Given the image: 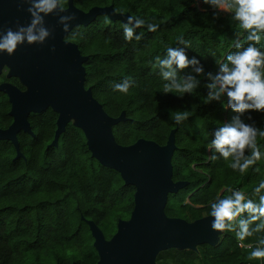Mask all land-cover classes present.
Returning <instances> with one entry per match:
<instances>
[{"label": "trees", "instance_id": "obj_1", "mask_svg": "<svg viewBox=\"0 0 264 264\" xmlns=\"http://www.w3.org/2000/svg\"><path fill=\"white\" fill-rule=\"evenodd\" d=\"M83 11L112 5L116 12L145 20L135 29L131 41L124 38L123 23L98 16L87 26L73 28L65 38L87 56L84 63L85 88L112 118L122 113L125 120L112 127L115 142L122 146L139 139L166 144L176 128V149L171 158L172 181L186 182L177 193L168 194L164 208L170 218L188 223L210 216L217 197L243 191L258 201L254 189L264 181V156L245 173L229 167L231 158L212 161L208 144L215 130L237 115L226 108L227 98L206 102L210 83L205 77L192 94L163 93L166 83L160 76L156 58H164L167 48L190 46L205 73L218 72L217 61L234 51V41H243L231 14L216 13L203 0H73ZM66 7V0L64 3ZM147 23L159 25L149 32ZM239 34V36H238ZM245 46H247L245 44ZM257 47L264 51V39ZM186 69L180 75H187ZM131 78L127 94L114 85ZM9 104L0 95V127H7ZM188 110L189 118L175 123L172 113ZM251 117V119H249ZM57 114L51 109L28 116L33 137L17 135L22 157L9 141H0V264H91L98 256L86 221L94 222L106 240L116 232L118 220H127L133 209L134 187L124 185L120 175L101 166L91 157L82 131L72 122L60 135L57 146H49L56 129ZM241 119L264 129V111L245 113ZM264 153V137H257ZM247 154V153H246ZM218 156V154H217ZM261 194H264L262 190ZM105 230H104V229ZM264 232L241 242L258 245ZM234 232L219 236L215 245L201 244L194 250L160 252L157 264H264L249 259L252 249L240 248Z\"/></svg>", "mask_w": 264, "mask_h": 264}, {"label": "water", "instance_id": "obj_2", "mask_svg": "<svg viewBox=\"0 0 264 264\" xmlns=\"http://www.w3.org/2000/svg\"><path fill=\"white\" fill-rule=\"evenodd\" d=\"M27 7L18 0H0V26L15 28L17 21L26 24L30 20ZM65 9L77 17L72 29L87 26L98 16L123 24L132 17L116 12L112 5L92 7L83 12L72 0L67 1ZM45 21L49 28L55 29L54 39L43 46L25 44L11 57L0 56V66L5 62L10 75L18 76L28 87L26 92L9 85L1 87L9 98L12 122L7 129L0 130V141H9L15 149V158L22 157L17 135L23 132L34 136L28 116L51 109L57 119L49 146H57L60 135L72 122L82 131L91 157L101 166L116 171L124 185L134 187L130 217L118 220L111 238L106 240L94 222L86 221L98 256L95 264H157L156 257L163 251L215 245L223 233L211 229V216L188 223L170 218L164 212L168 194L177 193L187 185L172 181L171 158L176 149V128L170 131L163 146L145 139L129 146L117 144L112 127L125 120L124 114L112 118L105 113L90 88L85 89L83 64L88 57L82 56L77 45L65 39L70 32L61 30L56 14L46 17ZM53 46L55 52L51 51Z\"/></svg>", "mask_w": 264, "mask_h": 264}, {"label": "clouds", "instance_id": "obj_3", "mask_svg": "<svg viewBox=\"0 0 264 264\" xmlns=\"http://www.w3.org/2000/svg\"><path fill=\"white\" fill-rule=\"evenodd\" d=\"M20 4L28 5L26 11L30 20L26 24L16 22L15 28L0 26V56H13L19 48L28 46H43L49 39H54V28L46 25L45 18L56 14L58 24L64 33L72 30V24L77 19L74 13H69L65 7V0H18ZM216 13L231 14L232 20L237 22L239 29L246 35L243 41L237 38L234 41V51L230 52L225 60L217 61L218 72L205 73L203 65L195 57L189 58L185 49L190 45L181 39L178 43L184 47L167 48L164 58H156L160 76L166 83L163 93L192 94L201 80L205 77L210 81L206 102L221 101L227 98L226 108H230L237 115L231 122L224 123L213 133L214 138L208 144L212 153V161L222 157L231 158L229 167L245 173L256 164L264 153L257 144V137H264V129L252 124H246L242 119L245 113L264 111V51L257 47L264 39V0H203ZM22 11L25 9H21ZM146 22L137 17H130L123 25L124 38L131 41L135 29L145 26ZM149 32H156L159 25L147 23ZM239 36V34H238ZM245 44L247 46H245ZM55 47L51 48L55 52ZM191 69L187 75H180L186 69ZM134 81L131 78L115 84L114 90L127 94ZM189 111H175L172 118L180 124L189 118ZM251 119V117H249ZM247 153V154H246ZM218 154V156H217ZM264 181L254 189L257 200L249 198L243 191L227 189L230 195L217 197L211 203V229L215 232H234L238 241L243 242L257 233L264 232ZM241 247L252 249L249 259H264V238H260L257 246L240 244Z\"/></svg>", "mask_w": 264, "mask_h": 264}, {"label": "flooded vegetation", "instance_id": "obj_4", "mask_svg": "<svg viewBox=\"0 0 264 264\" xmlns=\"http://www.w3.org/2000/svg\"><path fill=\"white\" fill-rule=\"evenodd\" d=\"M67 1L66 0V7L67 8ZM73 2V0H72ZM74 5V3H73ZM75 6V5H74ZM76 7V6H75ZM77 8V7H76ZM79 9V8H77ZM80 10V9H79ZM83 11V10H81ZM83 12H86V11H83ZM70 42V41H69ZM76 45V44H75ZM80 52V51H79ZM81 54V53H80ZM82 55V54H81ZM83 56V55H82ZM84 57H87V56H84ZM84 66V64H83ZM4 85H9L15 89H17L19 92H26L28 87L27 85H25L21 79L18 77V76H14V75H10V68L8 67V65L5 63V62H2L1 66H0V95L3 96V98L6 99V101L8 102L9 104V107H10V102H9V98L8 96L1 90V87L4 86ZM85 85V84H84ZM86 89V88H85ZM9 112H10V108H9V111L7 112V115L10 117L9 115ZM11 118V117H10ZM12 120V118H11ZM12 122V121H11ZM29 122V120H28ZM11 124V123H10ZM9 124V125H10ZM56 124V123H55ZM9 125L7 127H0V130H4V129H7L9 127ZM30 126V124H29ZM21 133V132H20ZM23 133V132H22Z\"/></svg>", "mask_w": 264, "mask_h": 264}, {"label": "rangeland", "instance_id": "obj_5", "mask_svg": "<svg viewBox=\"0 0 264 264\" xmlns=\"http://www.w3.org/2000/svg\"><path fill=\"white\" fill-rule=\"evenodd\" d=\"M222 14H224V15H226L227 13H223V12H221ZM104 229V228H103ZM105 230V229H104ZM168 251V250H167ZM95 257V254L94 255H92L91 257H90V259H88V264H91L92 263V260H94L93 258ZM157 262V261H156Z\"/></svg>", "mask_w": 264, "mask_h": 264}, {"label": "built area", "instance_id": "obj_6", "mask_svg": "<svg viewBox=\"0 0 264 264\" xmlns=\"http://www.w3.org/2000/svg\"><path fill=\"white\" fill-rule=\"evenodd\" d=\"M240 244H241V242L238 243V246H239L240 248H247V247H241Z\"/></svg>", "mask_w": 264, "mask_h": 264}]
</instances>
